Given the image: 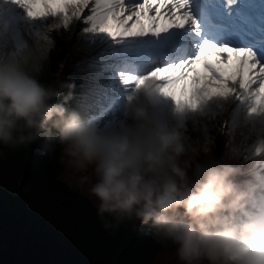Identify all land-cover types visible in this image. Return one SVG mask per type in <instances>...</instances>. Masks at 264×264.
Wrapping results in <instances>:
<instances>
[{
  "label": "trees",
  "instance_id": "obj_1",
  "mask_svg": "<svg viewBox=\"0 0 264 264\" xmlns=\"http://www.w3.org/2000/svg\"><path fill=\"white\" fill-rule=\"evenodd\" d=\"M21 36L22 46L15 47L0 28V264H156L171 248L178 260L196 264L189 247L194 234L230 252L220 232L235 226L252 199L264 194L261 165L243 158L236 143H226L220 153L223 176L202 189L197 188L205 182L200 162L206 157L181 152L179 161H191L190 166L184 165L182 177L175 169V182L166 178L168 196H157L150 210L142 200L156 185L146 172L138 173L136 192L116 193L94 207L59 176L70 154L114 150L116 138L87 123L107 104L112 70L91 62L97 40L83 31L71 50L74 57L86 55L63 71L49 98L63 51L44 29L30 39ZM135 155L165 162L153 124L145 128ZM213 163L209 155L208 176Z\"/></svg>",
  "mask_w": 264,
  "mask_h": 264
},
{
  "label": "rangeland",
  "instance_id": "obj_2",
  "mask_svg": "<svg viewBox=\"0 0 264 264\" xmlns=\"http://www.w3.org/2000/svg\"><path fill=\"white\" fill-rule=\"evenodd\" d=\"M3 1L4 3L0 5V13L3 15L2 19L5 20L3 31L13 38L17 32L19 33V30H24L27 26L37 25L40 28L43 27L42 29H47L48 33L56 38L57 45H60V41L64 43L67 41V44H69L74 22L78 21L76 32L84 29H93V37L101 33V40H103L102 51L114 50L115 46L122 49L126 48L125 52L132 49L127 47L124 42L118 44L111 42L115 39H120L122 35L112 34V30L108 29L111 24L107 13L110 5L100 7V3L95 2L90 6L91 11H89L87 5L77 7L68 4H55L50 7V5L43 3L42 8L32 7L30 9L31 12L26 13L24 8L23 10L17 8V6L21 7L22 0ZM8 1L10 2L8 5L12 8L10 10L6 9ZM137 15L140 16L139 13ZM139 24L138 27L142 29L145 25L143 19L139 21ZM35 30L38 29L33 28L32 32L35 33ZM198 50L192 49L191 52L195 60H198ZM55 51L56 49L53 50V52ZM242 54H244L245 58H248V61L251 60L247 52ZM120 57H125V54L116 56L113 52L111 58H109V63L118 67ZM69 63L68 59L67 64ZM149 81L148 79L141 84L132 86L130 83L133 82V78L130 72H124L123 75L119 72L117 77L112 80V91L115 98L109 108L101 111L100 116L108 111H114L116 109L115 103H117V107L123 116L121 120L111 121V124L106 128H111L118 135V138L113 143V151L88 153L87 155L75 153L67 156L68 160L65 170L59 176L60 180L72 189L77 190L94 207L102 204L105 199L114 198L116 193L125 194L133 192V190L136 192L138 173L142 172L144 174L146 172L148 179L156 185V189L147 193L146 198L142 200L143 209L150 210L155 203L154 200H157V196L159 198L161 195L168 196L165 190V187L168 186L166 178H172L171 181L175 182V169L179 173L178 177H182L185 170L184 165L187 168L190 166L189 163L191 161L184 160L185 163L183 160L182 163L179 161L181 152L194 154L193 152L196 151L199 157L203 154V157H206L204 164L206 165L209 155L213 158L217 156L223 138H226L227 144L236 143L237 148H244L245 156L251 152L254 156L262 150L263 138L261 135L256 137L257 140L253 147L251 136L243 139L236 135L239 121L247 109L245 95L238 97L235 106L231 109L229 125L225 131L222 129L221 122L220 124L218 122V130L215 133L213 143L204 140L207 131L202 132L201 130L194 134L191 132L192 140L189 142L183 140L180 136L170 135L171 126L178 122L176 114L181 108L180 106L183 107L180 100L182 98L181 95L175 94V92L169 93L164 88L158 90L151 88V92L146 93V89L150 84ZM139 112L142 115V119ZM165 120L170 125L169 127L166 126ZM152 121L157 126L156 128H158V132L163 139L165 155V162L163 163H156L153 156L142 155L139 157L135 155V150L139 143L138 130L146 125L147 122L150 123ZM262 129L258 131L262 132ZM216 179L213 176L209 183ZM117 189H119V192L116 191ZM255 206L261 216L258 217L255 214H251L246 218L242 227L238 229L231 228L224 232L232 241V252H227L223 245L213 246L203 234L190 236L189 247L196 258V264H264V249L262 247L258 248L262 249V251H259L256 250L257 248L249 246L251 243L248 245L243 244L244 236L250 237L247 235L248 230L255 233L264 226V201L255 202ZM237 256H240L241 260ZM176 257L174 249H167L159 257L156 264H186ZM185 262L187 261L185 260Z\"/></svg>",
  "mask_w": 264,
  "mask_h": 264
},
{
  "label": "bare ground",
  "instance_id": "obj_3",
  "mask_svg": "<svg viewBox=\"0 0 264 264\" xmlns=\"http://www.w3.org/2000/svg\"><path fill=\"white\" fill-rule=\"evenodd\" d=\"M103 1L101 5L110 4L108 19L111 24L108 29L112 30L111 33L117 32L120 28L123 30L138 28L139 21L142 19L137 13L145 17L146 22L152 26H157L161 18H171L182 20V25L188 30L190 27L195 28L196 34L202 31L206 33L202 34L204 42L199 46V60L196 63L193 57L188 58L189 52L185 60H179L177 64H172L167 69L138 75L137 81L133 83L138 85L148 79L152 81L160 77L161 80L154 82L152 87L157 90L164 88L169 93L175 92L181 95L183 107L180 106L176 114L178 122L170 128L171 136H180L183 140L190 142L191 132L194 134L201 130L207 131L204 140L213 143L218 122L220 124L224 121L226 106L235 89L236 96L239 98L242 95L246 96L245 105L247 106L239 121L236 135L243 139L251 136V141L254 143L257 140L256 137L261 135L263 138L261 148H264V69L244 58L242 51L224 48L220 33L209 32L198 22L192 0H145L143 4L131 3L127 0ZM95 2L97 0H22L21 7L17 6V8L20 10L24 8L26 13H30L32 7L42 8L43 3H46L50 7L55 4L77 7L87 5L91 11L90 6ZM3 3L4 1L0 0V5ZM9 3L8 1L6 6ZM175 9L178 10L177 13L174 12ZM144 37V34H134L128 36L126 41L136 47L141 44ZM159 40L165 41L162 34ZM152 54L154 51L149 50L145 57L149 58ZM128 56L131 57V54ZM149 92H151L150 87L146 89V93ZM165 123L167 127L170 126L166 120ZM261 128H263L262 132L258 131Z\"/></svg>",
  "mask_w": 264,
  "mask_h": 264
}]
</instances>
